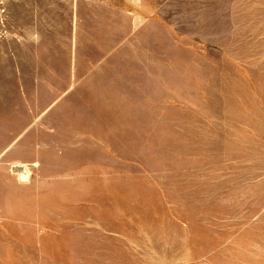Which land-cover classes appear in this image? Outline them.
I'll return each instance as SVG.
<instances>
[{
	"label": "rangeland",
	"instance_id": "374dc122",
	"mask_svg": "<svg viewBox=\"0 0 264 264\" xmlns=\"http://www.w3.org/2000/svg\"><path fill=\"white\" fill-rule=\"evenodd\" d=\"M149 2L81 108L0 41V264H264V0Z\"/></svg>",
	"mask_w": 264,
	"mask_h": 264
},
{
	"label": "crops",
	"instance_id": "0c3cea01",
	"mask_svg": "<svg viewBox=\"0 0 264 264\" xmlns=\"http://www.w3.org/2000/svg\"><path fill=\"white\" fill-rule=\"evenodd\" d=\"M149 10V0H0V26L7 28L0 41L15 45L14 63L44 59L45 71L38 63L31 74L61 76L60 82L47 78L46 86H62L63 106L81 108V82L109 61L130 64V71L116 67L124 75L118 86H132V75L146 74L135 59L148 60L149 44L165 42L163 25ZM27 44L35 45L29 56Z\"/></svg>",
	"mask_w": 264,
	"mask_h": 264
}]
</instances>
